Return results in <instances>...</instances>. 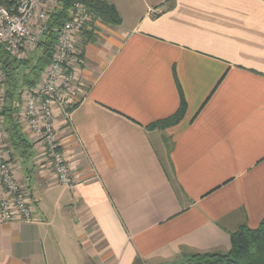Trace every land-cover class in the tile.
<instances>
[{"label": "crops", "instance_id": "0c3cea01", "mask_svg": "<svg viewBox=\"0 0 264 264\" xmlns=\"http://www.w3.org/2000/svg\"><path fill=\"white\" fill-rule=\"evenodd\" d=\"M106 1L121 22L77 38L75 105L53 110L73 188L19 104L10 164L34 221L0 223V264H60L67 238L83 264H185L264 217V0ZM180 97L177 124L146 128Z\"/></svg>", "mask_w": 264, "mask_h": 264}, {"label": "built area", "instance_id": "2783aa9c", "mask_svg": "<svg viewBox=\"0 0 264 264\" xmlns=\"http://www.w3.org/2000/svg\"><path fill=\"white\" fill-rule=\"evenodd\" d=\"M75 0L68 19L56 30L57 38L48 65L37 82L21 94V121L41 144L44 161L59 185L73 188L67 163L54 126L53 110L67 117L75 105L77 92V38L94 20L86 5ZM59 0H0V56L22 59L38 47ZM6 78L0 64V223L32 222L33 210L24 188L10 164L12 148L4 126Z\"/></svg>", "mask_w": 264, "mask_h": 264}, {"label": "trees", "instance_id": "16d2710c", "mask_svg": "<svg viewBox=\"0 0 264 264\" xmlns=\"http://www.w3.org/2000/svg\"><path fill=\"white\" fill-rule=\"evenodd\" d=\"M75 0H59L57 8L52 12L37 49L41 51L38 57V65L29 67L28 61L17 63L8 57L0 56V64L6 77L5 107L3 112L5 130L9 136V145L17 150L16 146L25 139L20 135L17 124V112L20 104L22 90L31 87L42 71L43 59L48 53H52L57 38L56 30L68 19V12ZM90 14L94 20H99L108 25H119L121 20L116 9L106 0H95L86 2ZM90 32H85L88 34ZM29 70L23 74L22 84L19 89L20 70ZM73 109V108H72ZM71 109V110H72ZM185 102L180 97L178 110L170 117L147 125L148 130L165 129L177 124L184 116ZM13 146V147H12ZM185 264H264V217L255 229L245 225L230 235V250L223 253L193 254L192 258Z\"/></svg>", "mask_w": 264, "mask_h": 264}, {"label": "rangeland", "instance_id": "374dc122", "mask_svg": "<svg viewBox=\"0 0 264 264\" xmlns=\"http://www.w3.org/2000/svg\"><path fill=\"white\" fill-rule=\"evenodd\" d=\"M40 56H41V51L36 48V50L29 53L26 56V58H22V59L11 58V61H14L17 63H23L24 61H28L27 65L29 67H32L34 65L39 66L37 59ZM42 68L44 69L45 65L42 66ZM28 73H29V70H24L23 68L20 70L19 89H23V88H21L23 74H28ZM41 74H42V71H40L38 78H36V81H34V84L37 82V80L39 79V76ZM27 88H29V87H27ZM27 88H24L22 90V92ZM20 100H21V96H20ZM67 239H68V242H66V241L63 242L61 240L59 245H58V250H59L58 251V255H59L58 257H59L60 264H83L84 259L86 258L85 252L81 251L80 248L75 245L76 242L74 240H70V242H69V238H67ZM51 261H55V263H56V259H54V258H51Z\"/></svg>", "mask_w": 264, "mask_h": 264}, {"label": "water", "instance_id": "95a60500", "mask_svg": "<svg viewBox=\"0 0 264 264\" xmlns=\"http://www.w3.org/2000/svg\"><path fill=\"white\" fill-rule=\"evenodd\" d=\"M52 57V53L50 52V53H48L47 54V56L43 59V64L44 65H48L49 64V60H50V58Z\"/></svg>", "mask_w": 264, "mask_h": 264}]
</instances>
